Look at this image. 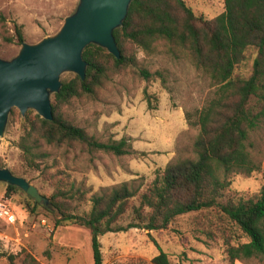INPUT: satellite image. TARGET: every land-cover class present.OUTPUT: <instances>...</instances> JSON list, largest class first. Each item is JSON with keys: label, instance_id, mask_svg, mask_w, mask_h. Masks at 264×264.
I'll use <instances>...</instances> for the list:
<instances>
[{"label": "trees", "instance_id": "obj_1", "mask_svg": "<svg viewBox=\"0 0 264 264\" xmlns=\"http://www.w3.org/2000/svg\"><path fill=\"white\" fill-rule=\"evenodd\" d=\"M225 10L206 18L197 14L185 0H132L122 24L114 29L120 58L96 43L83 50L87 61L86 77L73 74L63 79L59 91L51 95L53 119L42 117L34 109L25 115L13 107L10 121L19 116L20 142L28 168L39 170L53 186L48 196L56 210L47 209L31 196H25L30 213L44 208L54 225L77 224L91 234L93 263L103 264L101 236L107 232L141 228L167 229L183 214L196 213L210 221L208 231L224 234L230 264L236 260L264 259V173L258 192L231 190L232 174H251L261 169V159L252 150V133L264 121V0H224ZM18 43L25 41L22 25L15 23ZM165 40L190 55L195 66L205 73L215 88L196 112L191 124L199 126L193 152L176 155L152 180L134 178L90 194L60 169L42 167L49 161L40 143L79 142L91 150L117 155L132 151L125 138L103 141L63 113L73 97L95 96L113 73L129 66L138 67L137 51L147 54L156 43ZM251 47L257 49L249 74L245 72ZM146 79L154 77L141 67ZM0 166L3 165L0 163ZM16 174H23L13 169ZM22 193L20 187L6 184V195ZM88 201V211L79 213ZM55 212L57 215H55ZM239 234H238V232ZM236 233V234H234ZM232 235L237 243L231 244ZM246 237V241H241ZM8 264H42L30 253L21 262L18 256L0 250V259ZM125 264H172L162 249L151 263L130 258Z\"/></svg>", "mask_w": 264, "mask_h": 264}, {"label": "rangeland", "instance_id": "obj_2", "mask_svg": "<svg viewBox=\"0 0 264 264\" xmlns=\"http://www.w3.org/2000/svg\"><path fill=\"white\" fill-rule=\"evenodd\" d=\"M185 1L206 18L225 10L224 0ZM78 2L0 0V57L11 59L20 51L15 23L22 25L26 42L36 43L46 35L55 34ZM257 54V49L251 47L246 60L247 74ZM137 61L139 66L154 73V77H143L139 66L126 67L111 74L95 96L73 97L63 108L65 117L85 127L91 135L103 141L125 138L132 151L117 155L91 150L79 142H42L40 150L49 154V161L42 167L45 165L50 172L62 170L66 177L92 194L102 187L134 178L152 180L173 157L193 152L200 128L191 122L196 120L197 110L205 104L215 85L195 66L187 51L165 40L157 42L150 54L138 49ZM73 74L65 71L61 80L70 79ZM10 117L0 137V163L23 173L48 197L53 186L39 170L28 168L19 146V116L13 121ZM250 140L252 150L261 159V169L249 175H231V190L242 193L258 192L263 184L264 121ZM6 184L0 181V199L7 200L17 219L8 222L0 218V250L17 255L18 262L25 253H30L42 264L93 263L92 239L86 227L77 224L55 227L52 214L44 208L33 214L27 210L24 203L27 194L22 189V193L7 196ZM90 207L88 201L77 212H86ZM209 228L208 219L197 218L191 212L178 216L163 230L131 228L107 232L101 236L103 264H125L130 258H143L151 263L161 249L172 264H230L224 234L216 231L213 235ZM236 235H232L231 244L238 242ZM0 264H8L7 259H0ZM234 264H264V259L236 260Z\"/></svg>", "mask_w": 264, "mask_h": 264}, {"label": "water", "instance_id": "obj_3", "mask_svg": "<svg viewBox=\"0 0 264 264\" xmlns=\"http://www.w3.org/2000/svg\"><path fill=\"white\" fill-rule=\"evenodd\" d=\"M131 1L79 0L55 34L36 43L23 41L19 53L11 59L0 57V137L13 107L22 115L34 109L45 119H53L51 95L62 85L61 74L71 71L82 79L86 77L83 50L88 44L101 45L120 58L114 29L122 24ZM0 181L20 187L36 202L58 213L36 185L9 167L0 166Z\"/></svg>", "mask_w": 264, "mask_h": 264}, {"label": "built area", "instance_id": "obj_4", "mask_svg": "<svg viewBox=\"0 0 264 264\" xmlns=\"http://www.w3.org/2000/svg\"><path fill=\"white\" fill-rule=\"evenodd\" d=\"M0 218L8 222H15L17 216L7 200L0 199Z\"/></svg>", "mask_w": 264, "mask_h": 264}]
</instances>
